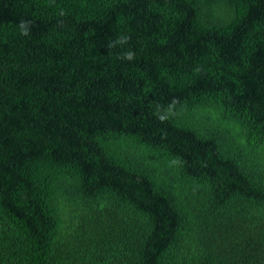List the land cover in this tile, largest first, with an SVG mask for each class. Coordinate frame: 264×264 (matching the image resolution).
<instances>
[{
    "label": "trees",
    "instance_id": "trees-1",
    "mask_svg": "<svg viewBox=\"0 0 264 264\" xmlns=\"http://www.w3.org/2000/svg\"><path fill=\"white\" fill-rule=\"evenodd\" d=\"M0 264H264V0H0Z\"/></svg>",
    "mask_w": 264,
    "mask_h": 264
},
{
    "label": "bare ground",
    "instance_id": "bare-ground-1",
    "mask_svg": "<svg viewBox=\"0 0 264 264\" xmlns=\"http://www.w3.org/2000/svg\"><path fill=\"white\" fill-rule=\"evenodd\" d=\"M52 40V39H51ZM53 42V41H52ZM40 47V46H39Z\"/></svg>",
    "mask_w": 264,
    "mask_h": 264
},
{
    "label": "clouds",
    "instance_id": "clouds-1",
    "mask_svg": "<svg viewBox=\"0 0 264 264\" xmlns=\"http://www.w3.org/2000/svg\"><path fill=\"white\" fill-rule=\"evenodd\" d=\"M130 58V57H129Z\"/></svg>",
    "mask_w": 264,
    "mask_h": 264
}]
</instances>
